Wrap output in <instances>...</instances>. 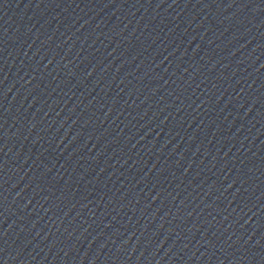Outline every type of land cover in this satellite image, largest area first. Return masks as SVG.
Listing matches in <instances>:
<instances>
[{
	"label": "water",
	"instance_id": "obj_1",
	"mask_svg": "<svg viewBox=\"0 0 264 264\" xmlns=\"http://www.w3.org/2000/svg\"><path fill=\"white\" fill-rule=\"evenodd\" d=\"M0 264H264V0H0Z\"/></svg>",
	"mask_w": 264,
	"mask_h": 264
}]
</instances>
